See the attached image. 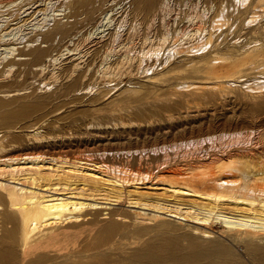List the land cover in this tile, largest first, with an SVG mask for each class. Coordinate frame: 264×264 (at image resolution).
Here are the masks:
<instances>
[{
    "label": "bare ground",
    "instance_id": "1",
    "mask_svg": "<svg viewBox=\"0 0 264 264\" xmlns=\"http://www.w3.org/2000/svg\"><path fill=\"white\" fill-rule=\"evenodd\" d=\"M50 1H47V7H44V10L45 12L46 10L48 12L50 10L55 11V13L51 12L53 13L54 17L56 15L55 19L58 17L57 15H60L62 13L61 11L64 12L65 9H68L70 5L72 9L74 7V10L69 14V16L81 14L83 10L80 11L79 8L82 9V7L86 5V2L84 0H73L68 7L64 6L63 4L62 6L55 7L56 4L52 1L55 4L53 6ZM200 1L204 2L202 10L205 11V9H208L209 7L213 8V11L211 10L212 13L210 14V16H208L207 22L204 21L205 17L203 16L205 15H203V13H200V11H193V14L191 12V15L189 16L188 13V16L191 17L190 20L193 21L196 18V22H192L193 24H191V27H189L188 25V28L183 27V30L180 29L181 27H179L177 24V27H179V29L175 26L176 29L174 28L172 32L168 27V24L169 26L171 24L168 23L166 26L164 20L166 19V17L168 18L170 11L171 13L173 12L174 7L171 8V10L169 8L171 7V3L174 1L131 0L128 7H126L127 4L124 6V8H127V10H125L122 6V8L125 10L123 14L124 16L121 14L123 16L122 19H118H120V23L124 22L123 20H125L126 22L128 21L127 24L129 25L126 32V35H128L127 37L139 36V39L141 40L140 44H142L141 46L143 47H141L136 54L134 52L130 53V48L132 47L130 45L131 42H128V40L122 42L123 40L120 38L122 37V31L121 34L120 31L119 33H117V31L115 30L108 31L110 33L106 38L107 42L102 44V46H105L103 50L104 54L103 56L101 55V58L99 59V62H97V64L95 62L96 67L93 70V73H95L96 76L94 78V82L100 81L103 82V84L105 83V85H107L109 82H112L124 73H126L127 75L130 74L132 72L131 65L134 62L138 63L146 61L150 65V63L152 62L151 55L160 58L161 55L159 57L158 55L163 50L161 54L165 53L166 56L162 54L165 57H161L163 59H160V63L165 64L167 62V65H164L162 71L150 75L147 78L148 82L161 83L160 81L168 80L172 75L173 77H176L175 75L177 74H186L190 76V78H197V76L200 75L198 78L201 77L202 80L205 79L204 82L207 84L212 83V86H215V88H218V90H228L229 88H232V86H237L236 84L238 82H242V87L244 86L252 91L256 90L254 89V86L257 85L255 81L254 86H252L253 84H251L250 82H245L247 79L243 76L247 75L248 72L245 73L246 69H244V67H249L246 66L247 63L245 64V62L248 61V63L252 64L250 65L251 69H262L261 67L264 64V43L261 44L263 46H257V44H259V41L257 42V40H252L251 42L249 41V45L248 43H244L245 45L242 44L239 46L233 45L232 47H235V49L238 51V53L236 54L238 56L233 57V52L230 53V48L226 49V51H222L223 48L221 49V47L218 45L222 41L219 40V37L217 38L220 41H218L219 43L216 42L217 39L216 41H212V36L215 34L214 32L217 31H219L220 33L222 31H226L227 33L229 30H235L233 28H235L236 26H233L236 25V22L239 19L238 17L242 15V17H240V22L243 21L244 24L249 25L247 28H250L251 25H253L250 31L253 33H257V35L260 34L259 36L264 39V23H260V19H263L262 16L264 15V0H252L253 3L250 5L249 9L240 11L238 13V16H234L233 14L235 6H237V9L239 7L243 9L246 7L248 1L250 0ZM252 1H250V3ZM21 3H16V0H0V93L7 94L12 91H19L24 88V86L22 85L26 82V80H28L29 78H32V80H34L36 76L39 77L35 78V80L41 78V81H39L38 84L42 83L43 86L55 84L60 76L68 78L69 82L66 83L65 86H63V94H71L76 90L81 91L86 89L85 91H89L90 89H92L93 84L91 85L86 83L87 85H85L82 82L83 79L89 75L88 72L93 66L90 65L91 67H88V64L84 65V56L87 52L82 51L80 44L83 40L98 43L101 41L100 39H103V37L105 36L104 30L108 26H110L111 22L113 23L115 20V18L114 20L112 18L114 16H112V9H103L100 16L97 18V21H95V23H93V25L89 28L87 34L83 35L77 42H73L71 44V47H69L70 44L67 45L66 43L65 46L62 45V50L60 51V53L58 52L59 55L55 56L54 54L51 57L52 63L50 65V70L48 69L49 72L43 74L45 67L47 66L45 57H48L51 50H53V46H51L50 43V45H48L46 48H40L36 46L34 42H53L57 35H59L58 39L60 40H63V38L65 37H68V39H70V37H73L72 34L74 33V31L78 30L79 28L75 26L76 30H74V24L71 23L68 25V21L66 23H60L57 20L58 22L52 21L54 23L50 24V19L47 18L48 16L46 17L47 13H45V16L41 15L43 16L41 19L38 18L40 20L36 19L37 21L35 23L32 22L31 25L33 26V28H31L32 30L29 29L31 31L28 32L26 30L27 32H25V28L22 27L28 25L27 23L33 21L35 18H32L33 20L29 19L30 21L28 22H26L27 20H23V23H21L20 20L13 22L14 19L16 20L19 17V12H17L16 10H19V8L21 9ZM207 3L209 4V6H206ZM14 4L16 5V9H14L13 7L14 10L11 9L12 11L8 12L10 13L9 16L5 17V10L8 9L4 7H11ZM121 4L123 5L124 3ZM32 7L34 8V6ZM196 7L194 8L196 9ZM44 10H39V14L44 13ZM86 10L85 11L88 12V9ZM69 12H71L70 9ZM66 13H68V11ZM16 14L17 17H13L14 15L16 16ZM175 14L176 13H174V15ZM177 15L176 17H178ZM118 16H120V14ZM172 19L174 20V18ZM157 20H160L159 23L157 22ZM48 22L51 26H48V28H46L47 31L43 32L42 34H35L37 31L45 30L43 29V27L45 24L48 25ZM173 22L171 21V23ZM171 26L173 27V25ZM114 27L115 26H113V29ZM121 28L122 27H120V29ZM108 29L110 30V28ZM240 29L235 31L239 32ZM121 30H123V28ZM31 32H35L34 35H32ZM108 32L106 33L108 34ZM28 33H30L31 36ZM226 33H224L223 36ZM26 34H28L30 37H27L28 35L25 37ZM22 41H24L25 43L27 42L29 48L27 47L26 50H18V52L15 54V50L17 49V47L14 45L21 43ZM226 41L227 40H225L224 42ZM233 42L237 43L238 39ZM237 44H239V42ZM224 48H226V46H224ZM165 50L166 52H164ZM199 51H204V54L200 55L199 53L198 56H195ZM67 53H70L68 55L69 61L68 63L65 61L67 64L63 65L61 63V57ZM16 55L19 57L27 56L28 58H21L24 60L18 61V59L15 60ZM172 55L190 57L184 58V61L181 60L182 63L179 65L171 66L172 63L170 65L168 63L171 57H173ZM10 56H13L12 59L9 58ZM20 63H26L30 65V67L33 65L38 66V70H32L30 67V69L28 68L27 70H20L19 68L17 70H13L14 65ZM168 65L169 67H167ZM242 65H244V67ZM60 66L62 68L58 70ZM16 72L17 74L15 75ZM22 72H24L23 81L19 83L16 78L20 75L19 73ZM167 74H170L169 77L167 76ZM12 76H15V79L13 81L9 80ZM89 77L91 76H88V79ZM255 78L256 76H254L253 79ZM255 80L256 82L258 81V83L261 82L259 81L260 79L257 80L256 78ZM185 81L177 83L176 86L178 88H181L179 84H183L187 88L195 84V82L191 83L190 81ZM263 83L262 85H260L263 86ZM260 85L256 87H259ZM43 86L40 87L42 88ZM99 87L98 89L100 90ZM127 89L129 88L127 87ZM134 89L132 90L135 92ZM39 96L42 97L41 95H38L32 100L27 99L26 101L24 100V102H21V100L16 103V100L0 98V111H8V109L14 108H16L15 110H13L15 112H25L27 110L31 111V109L35 110L36 107L41 104L43 98H40ZM256 130L258 129H255V131ZM241 132H225L222 135L218 133L221 138V142L217 144L218 149L215 148L214 151H212L211 149L212 152L210 151L204 157L200 152V150L202 149H199L198 147L200 146L199 143H203L204 139L202 138V141L199 138L198 140L194 141L193 152L191 153H193V156L198 158L193 166L190 165V163L188 164L186 171H182L181 168H173L169 170L168 162L164 160L165 158L161 161L162 156L160 155V161L162 163L159 164H162V168H165V170L160 169L161 165H158V162H155L159 167L155 171V175H152V177L151 174L153 172L151 173L150 171L148 174L139 175V173L136 174L131 172L130 169V172L123 169H114L113 165L109 166L106 163H103L104 159L99 160L100 162H93L75 157L74 159H70L66 156L60 155H42L43 153H36V155H28L22 153L16 154L18 148L15 147L18 145L14 147V145H12L13 143H9L7 145V143L4 144L0 141V264L65 263L64 260L66 259L69 250L66 249L67 245L65 247L61 246L62 242L68 238H72V236L74 237V235L78 233L79 229L81 230V228L83 227L85 229L94 226V224L98 222V215L102 213H104L105 215L107 213L102 212L104 211L103 209L109 208V206H107L106 204L115 205L122 200L127 203V206L134 208H131V214L135 219L142 218L149 221H157L161 220L163 215H168L179 220L193 221V223L201 224L204 226V228H207L202 229L200 227H192L193 232L198 233L199 236H191L189 238V246L187 248L185 247V251L179 249L182 252L177 253V251H179L177 250L179 247L178 239L174 238L172 240L168 239V242L163 245L152 247L150 251L146 252V255L149 257H161L167 253L175 256L176 261L195 264L200 256L205 255L209 258V264H214L215 262H218L220 264H227V261L229 259H227L226 256L229 253V250L226 246L227 244L224 241L227 239L237 242L238 244H244L247 247L246 250L249 249V252L253 256L257 257L259 261H261V263H264V160L262 159L264 155V151L262 150L264 149H261L264 148V144H260V141H257L258 139L255 140L253 138V144H250L249 146L244 145L245 141H239V137H243L245 135L244 132ZM249 134L245 135L247 139L250 138ZM43 138L45 137H37L36 135L33 137V140H35L36 142L40 139L42 140ZM180 143L181 142H179V144ZM188 143L190 142L188 141ZM192 143L190 144L192 145ZM195 144H197L198 146H195ZM175 145L178 146V144ZM259 148L261 149L263 154H259ZM148 149H150V147ZM136 150L139 149L136 148ZM123 151L121 149V153ZM145 151H147V149ZM145 151L144 153L148 152ZM202 151H205V149ZM125 152H127V150H125ZM125 152H123V154ZM142 152L139 153L141 154ZM157 152H159V150ZM129 153L132 154L133 152ZM199 153L201 155H199ZM104 154L105 152L103 151V156L100 157H104ZM149 155L147 154V157ZM113 156H116V153ZM130 156L131 155L128 156L129 159ZM144 156L146 155L144 154ZM126 157L124 156V159ZM163 157H165V155ZM259 157L262 158L258 159ZM140 158H143L142 155ZM136 162L139 161L137 160ZM140 162L138 163V165L140 164ZM126 166L128 165H125L124 167ZM139 167H141V165ZM138 169H136L137 172ZM5 173L9 175L7 176V179L1 178L2 175L5 176ZM165 173H169V175H166ZM126 186L130 187L128 188ZM143 188H147V190L148 188H153L155 190H161L164 193H171L174 198L176 196H190L200 200V203L196 202L195 200L187 202L178 201L173 197L172 199H166L159 196L150 198V195L148 196L147 193L143 191ZM150 208L153 212H147V210ZM210 216H212V218L214 217L215 221L222 222L225 225L227 231L231 233V235H229L224 240L222 238V240L217 241V243L212 244L207 242V244H204L206 240H201V238H209L212 236L211 231H209L208 227L205 225ZM115 228L116 223L110 222L105 226L104 230L106 233H112ZM86 234L89 235L88 233ZM80 236L78 237L80 238ZM74 239L76 240V238ZM72 245L73 244H71L70 246ZM71 248L73 249V247ZM72 254L73 253L70 254V257ZM230 259V261H232L233 258ZM233 260L236 261V259ZM236 262L240 264V262Z\"/></svg>",
    "mask_w": 264,
    "mask_h": 264
},
{
    "label": "rangeland",
    "instance_id": "2",
    "mask_svg": "<svg viewBox=\"0 0 264 264\" xmlns=\"http://www.w3.org/2000/svg\"><path fill=\"white\" fill-rule=\"evenodd\" d=\"M47 1L48 0H20V1L16 0V3L22 2L21 3L22 11L20 8L19 10H16L17 12H19L21 16L18 14L19 19L18 18L16 20L14 19L13 22L20 20L21 23H23L24 22L23 20H27L26 22H28L30 20H33L32 18H35L33 21H30L31 23L30 22L27 23L28 24L26 25L27 27L26 26L22 27V28H25L24 29L25 32L27 31L29 32L32 30L31 28H33V26L31 25L32 22L35 23L37 20H40L43 16H45V13H47L46 17L48 16L47 18L50 19L49 21L50 24L54 23L57 20L60 23L62 22L66 23L68 21L69 22L68 25L73 23L74 27L76 26L79 29L77 28L78 30H76V27H75L74 30L76 31H74V33L72 34L73 37L72 38L70 37V39H68V37H65L63 38V40L62 39L60 40L58 39L59 35H57L53 42L51 41L34 42L36 46L40 48H46L48 45H50V43H51V46H53V50H51L52 54L50 52L48 57H45L47 66L45 67L43 74H45L46 72H49L51 68L50 65L52 63L51 57L54 54L55 56L59 55L60 51L62 50V45L65 46V43H66L67 45L70 44L69 47H71V44L73 42H77L83 35H86L89 28L93 25V23H95V21H97V18L100 16L103 9H106V8H109L110 10L112 9V16L114 15L112 18L113 20L115 18V20L113 23L111 22L110 24V26L112 25L111 27L108 26L104 30L105 31L104 32L105 38L103 37L104 40L100 39L101 41L98 43L88 42L86 40L81 41L82 43L80 44V46H81L82 51L87 52L86 55L84 56L85 59L83 63L84 65L88 64V67L90 65L93 66V67L90 66L91 69L88 72L89 73L88 76H91V77L93 76V77L92 78L89 77L88 79V76H87L83 79L82 82L85 85L93 84L92 86L93 88L90 89L91 91L90 90L85 91L86 90L85 89L81 91L76 90L72 93L70 92L71 94L69 93L63 94L62 93L63 86H65L66 83L69 82L68 78L66 77L64 78V76H60V78L55 82V84H50L49 85L50 87H49L48 85L43 86L42 83L38 84V82L41 81V78H39L40 80L39 79L35 80V78L39 77V76H36L34 78L35 81L32 80V78H29L28 80H26V82L22 85L24 86V88L19 91H12L7 94L0 93V98L16 100L15 103L21 100H22L21 102H24V100L26 101L27 99L32 100L36 98L38 95H41L43 97L42 98L39 96L40 98H42V101H41L42 105L40 104L39 106H37L35 110L34 109H31V111L27 110L25 111L26 113L13 111L16 108L8 109V111L7 110L0 111V141L4 144L7 143V145L9 143L11 144L13 143L12 145H14V147L18 145L15 147V148H18L17 150L18 152L16 151V154L22 153V154H28V155H36V153L37 154L43 153L42 155H54V156L60 155V156H66L67 158H70V159H74L75 157V158L86 159L88 161H93V162L94 161L100 162L99 160L104 159L105 162L103 161V163H106L109 166L113 165L114 169L115 168L121 169V170L123 169L128 172H130L131 170V172L136 173V174L139 173V175L148 174L150 171L151 173L153 172L151 174V177H152V175H155V171L159 167L158 165H161L160 169L165 170V168H162L163 165L159 164V163H162L161 161L164 158H165L164 160H166L169 164V167H168L169 170L173 168H181L182 171H186L187 170L186 168L188 167L189 163L190 165L193 166L198 157L193 156V153L191 152H193L194 141L198 140L199 138L202 141L204 139L203 141L204 144L201 142L199 143L200 146H198L197 144H195V146L197 145L199 149H202V150L205 149V151L200 150L203 157L207 153H209L211 149L212 151H214L215 148L218 149L217 144L221 142L220 135L224 134L225 132L227 133L236 132L237 133V132L242 131L241 133L244 132L245 135L251 133L249 134L250 135V138L248 137L249 139H247L245 135L243 137H239L240 138L239 141H245L244 145H247V146H249L250 144H253L254 139L255 140L258 139L257 141H260V144H264V90H263L264 89V83H263L264 82V72H263L264 64L261 67L262 69L260 68L251 69L250 65L252 64L248 63V61L245 62V64L247 63L246 66L247 67L249 66L248 67L249 69L244 67L245 64L242 65L244 69H246L245 73L248 72L247 75L243 76L244 78L248 80V81L246 80L245 82H250L251 84H253L252 86L255 85L254 81L257 84L254 86L255 87L254 89H256V90L253 89L254 91L249 90L244 86L242 87L241 86L242 82H238L236 84L237 86L235 87L232 86V88H229L228 90H221V89L218 90V88H215V86H212V83L207 84L204 82L205 79L202 80L201 77L198 78L200 75L197 76V78L195 77L190 78V76L186 74H180V75L177 74L175 75L176 77H173V75L169 77L170 74H167L170 80L168 79L165 81H160L161 83L148 82L147 78L150 75H153V74H156L157 72L162 71L164 65L165 66L167 65V62L165 64L160 63V59L162 60L166 56L165 53H162L165 56L161 54L163 50L158 55V57L161 55L160 58H157L156 56L154 57V55L153 56L151 55L152 62L150 63V65L146 61H145L146 63L144 61L138 62L139 64L137 62H134L133 63L134 65L133 64L131 65L132 72L130 74L127 75L126 73H124L125 75L122 74L121 75L122 77L120 76L116 78L115 80H113L112 82H109L110 84L108 83L107 85H105V83L103 84V82H100V81L94 82V78L96 75L95 73H93V70L95 69L96 67L95 65L97 64V62H99L101 55L103 56L104 54L103 50L105 46L104 45L102 46V44L107 42L106 38L109 36V33H110L108 31L115 30L117 31V33H119L120 31V34L122 31V34H121L122 37H120L123 40L122 42L127 41V40L128 42H131L130 45L132 47L130 48V53L134 52L136 54L138 50L141 47H143L141 46L142 44H140L141 40L139 39V36L127 37L128 35H126V32H127V27L129 25L127 24L128 21L126 22L125 20H123L124 22L122 23H120L119 21L124 16L123 14L125 10H127V8H124V6L127 4L126 7H128L131 0H84L86 2V5H84L82 9L79 8L80 11L83 10L82 12L83 14L81 13V14L71 15V16H69V14L73 12L74 7L72 9L70 4H71V1L73 0H52L56 5L52 1L49 0L51 4H53V6L55 5V7L62 6V4L66 7L70 5L68 9L67 8L65 9L64 12L61 11L62 15L61 14L57 15L59 18L57 17L56 19H55L56 15L54 17L53 13H51V12L55 13V11L50 10L48 12L46 10L45 12L44 9L47 7V3H48ZM172 1L174 2L171 3L170 5L171 7L169 9L171 10V8L174 7L173 9L175 11L172 9L173 12L171 13L170 11L168 18L166 17L165 20L168 19L169 21L164 20V23H166L165 24L166 26L168 23L173 25V27L170 25L172 27L171 28L168 24V27L169 29H171L170 30L171 32L173 31L175 26L178 29L179 27H181L180 29L182 30H183V27L188 28L187 25L191 27V24L196 22V18L194 19V21L190 20L191 17L189 16L191 15V12L193 14V11H200V13H203V15H205L203 16L205 17L204 21L207 22L208 16H210V14L213 11V8L211 7L208 8L209 10L208 9H205V11L202 10L204 2L200 0H176V1L172 0ZM250 1H248V4L243 9H241L240 7L237 9V6H235V10L233 13L234 16H238V13L242 10L249 9L250 5L253 3L254 0L251 3ZM23 3L26 5H24ZM64 3L67 5H65ZM87 3H88V6H87ZM121 3H124V4L122 5ZM191 4L192 5L196 4V5L192 6ZM30 5L32 9L30 8ZM15 6H16L15 4L11 7L5 6L4 8L8 10H5L4 16L8 17L10 14L8 12L12 11L11 9H13V7L14 9H16ZM32 6H34V8ZM122 6L125 10L122 8ZM206 6H209V4L207 3ZM194 7H196V9ZM83 8L88 9V12H86L87 10ZM41 9L44 10V13L39 14L40 13L39 10ZM69 9L71 10V12H69ZM198 9H201V10H198ZM67 11L68 13H66ZM35 12H38V13H35ZM174 13L176 14L174 15ZM188 13H189V16H188ZM119 14L120 16H118ZM49 15H51L52 18ZM176 15L178 17H176ZM13 17H17V14L16 16L14 15ZM26 17L27 18L29 17V18L27 19ZM240 17H242V15L238 17L239 22L237 21L238 23L236 22V25L233 26V27L236 26L235 28H233L236 31L241 28L239 32H236L235 30L233 31L229 30L227 33L226 31H222L220 33L219 31H217V32H214L215 36L214 35L212 36V41H216V39L219 37V40L222 42H220L218 39L216 42L219 41L221 43L220 45V43L218 42L219 43L218 45L221 47V49L223 48L222 51H226V49L230 48L231 52L230 51L229 52L230 53L233 52L232 53L233 57L238 56L236 55L238 51L235 49V47L234 48L232 47L233 45L239 46L244 43L246 44L248 43L249 45V41L251 42L252 40H257V42L259 41V44H257V46H260L261 44L264 43L263 41L264 39L261 36H259L260 34L257 35V33H253L250 31L253 25H251L250 28H247L249 25L244 24L243 21L240 22V19H241ZM172 18H174V20ZM185 18H188V19H185ZM262 18L264 19V15L262 16ZM263 19H260V23L261 22L264 23ZM159 21L160 20H157L158 23ZM171 21L172 22L174 21V22L171 23ZM49 22L47 23L48 25L46 24L44 25L43 29L45 30L37 31L36 33L31 32V34L32 35H34V33L42 34L43 32L47 31L46 28H48V26H51L49 25ZM177 24L179 27H177ZM113 26H115L116 28L114 27L113 29ZM120 27H122L123 30H121L122 28L120 29ZM108 28H110V30ZM106 32H108V34ZM235 32L238 34H236ZM224 33H226L225 34L226 36L225 35L223 36ZM28 34L31 36L30 33ZM28 34H26L25 37ZM29 35L27 37H30ZM234 39L235 40L238 39L239 44H237L238 42L237 43L233 42L235 41ZM225 40L227 41L224 42ZM27 44L28 43L27 42L25 43L24 41H22L21 43L15 44L14 46L17 47V49L15 50V54L18 52V50H21V49L26 50L27 47L29 48ZM224 46H226V48H224ZM56 49H57V52H56ZM164 52H166V50ZM199 53L200 55H202L204 54V51H199L198 53H196L195 56H198ZM69 54L70 53L64 54L61 57L62 59L61 63L63 65H66L68 63ZM13 56H10L9 58L12 59ZM187 57H190V56H186V57L179 56V55L173 56L170 59L171 62L169 61L168 64L170 65L172 63L171 66L179 65L182 63L181 60L184 61V58H187ZM21 58H28V57L27 56L19 57L17 55L15 56V60L17 59L18 61L24 60ZM169 65L167 67H169ZM29 67L30 65L26 63H20V64H15L13 67L14 68L13 70H17L18 68L20 70H27ZM62 67L60 66L58 70H60ZM30 68L32 70H38L37 69L38 66H35V65L31 66ZM23 73L24 72L19 73L20 75L16 78V80L19 83L23 81V76H24ZM16 74L17 72L15 73V75ZM254 76H256L257 80L260 79L259 81L261 82L260 83H258V81L256 82L255 80L256 78L253 79ZM14 79H15V76H12L9 80L13 81ZM182 81H185V82L190 81L191 83L195 82V84H193L194 86L191 85L193 87L189 86L187 88L183 84H179L181 88H178L176 84L179 82L181 83ZM262 83H263V86H261ZM258 85L260 86L256 87ZM40 86H43V87L41 88ZM126 86L129 89H127ZM98 87L100 88V90L98 89ZM131 88L132 89L135 88L134 89L135 92ZM5 113L6 114L8 113V114L6 115ZM255 129H258V130L255 131ZM214 130L217 132V135ZM212 134L215 136H213ZM36 135L37 137L44 136L45 138H43L42 140L40 139L39 141L35 142V140H33V137ZM188 141L192 143V145L188 143ZM179 142L181 143L179 144ZM182 142L184 143V146ZM175 144H178V146ZM207 146H209L210 148ZM149 147L150 149H148ZM136 148L139 150H136ZM260 148H259L260 151L261 149H264V148H261V149ZM121 149L122 151L124 149L123 152L127 150V152H125L127 154L125 153L123 154V152L121 153ZM144 149L145 150L147 149L148 152L145 151ZM174 149H175V152H174ZM158 150L159 152H157ZM103 151L105 152V154H104V157L101 158L100 156H103L102 155ZM144 151L147 153H144ZM260 151H259V154H263L262 151L264 150H262L261 153ZM129 152H133L132 153L133 156ZM139 152H142V153L140 154ZM112 153L113 155H115L116 153V156H113ZM137 154L138 155L140 154L139 155L140 157L142 155L143 158H140ZM144 154L146 156H144ZM147 154L148 155L150 154V155L147 157ZM201 154L199 153V155ZM123 155L125 157L126 155L127 157L131 155L132 159H131V156H130V159L128 157L129 160L127 159V157L124 159ZM160 155L162 156V159ZM164 155L165 157H163ZM136 158L139 162L141 161L139 165H138L139 162H136L137 161ZM261 158L259 157L258 159H261ZM262 159L264 160V155ZM155 162L156 163L158 162L157 163L158 165ZM125 165H128V166L124 167ZM140 165L141 167H139ZM138 168L140 169V171ZM136 169H138V172ZM165 174L169 175V173H165ZM5 176L2 175L1 178L7 179V176L9 175L5 173ZM126 187L129 188L130 186H126ZM143 191L147 193L148 196L150 195V198L159 196V197H164L166 199L167 198L172 199L173 197L171 193H167V192L164 193L161 190L159 191L153 188H148V190L147 188L145 189L143 188ZM175 198L174 199L178 201L187 202V201L195 200L196 202L200 203V200L195 199L190 196L188 197L187 196H176ZM125 203L126 202L122 200L121 202L115 205L110 204L111 205L110 206L109 204H106L107 206H109V208L103 209L104 211L102 212H107V213L105 215L104 213L99 214L98 222L95 223L94 226H92L91 228H85V229L83 227L81 228V230L80 229L78 230V233L80 234L76 233L74 237L72 236V238H68L65 241H63L65 242V243L62 242L61 246L63 247H65L66 245L68 246L69 244L70 245L73 244V245L72 246L69 245L68 247L66 246V249L69 250L67 256L68 255L69 256L68 257L66 256V259L64 260L65 263H62V264H71V263L72 264H190L188 262L176 261L175 256L171 254L166 253L161 257L152 258V257L147 256L146 252L150 251L152 247L163 245L168 242V239L172 240L174 238L178 239L179 247L177 250L181 249L182 251H185L186 250L185 247L187 248L189 246V238L191 236H199L198 233L193 232L192 227H200L202 229H207V228H204V226L201 224L193 223V221L179 220L177 218H173L168 215H163L162 219L157 220V221H149L147 219H142V218L135 219L131 214V210L134 208L127 206V203L126 204ZM150 209H148L147 212L152 211V209L151 210ZM210 217H209V220L205 223V225L208 227V230L211 231L212 236L209 238H201V240H206L204 244H207V242L212 243V244L217 243V241L222 240V238L224 240L229 235H231V233L227 231V229L225 228V225L222 222L215 221L214 217L213 218L212 216ZM110 222H115L116 228L112 233H106L104 228ZM86 233H88L89 235H87ZM78 236H80V238ZM74 238H76V240ZM224 241L227 244L225 245L227 246L229 250V253L226 256L227 259H229L227 261V264H229L230 262H231L230 264H239L236 261L240 262V264L241 263L242 264H260L261 263V261H259L257 257L253 256L249 252V249L246 250L247 247L244 244L242 243L238 244L237 242L230 241L227 239ZM76 245L78 246V248ZM69 247L70 248L73 247V249L72 248L70 249ZM181 250L177 251V253L182 252ZM69 253L70 254L73 253L71 257ZM230 258L236 259V261L232 259L233 261L232 262L230 261L231 260ZM195 264H209V258L205 255H202L198 258V261ZM214 264H220V263L215 262ZM261 264H264V263H261Z\"/></svg>",
    "mask_w": 264,
    "mask_h": 264
}]
</instances>
